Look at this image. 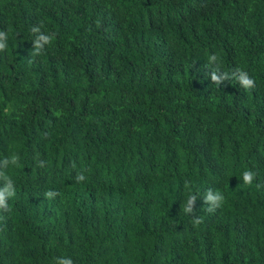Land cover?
I'll return each instance as SVG.
<instances>
[{"label":"trees","instance_id":"16d2710c","mask_svg":"<svg viewBox=\"0 0 264 264\" xmlns=\"http://www.w3.org/2000/svg\"><path fill=\"white\" fill-rule=\"evenodd\" d=\"M0 33V264H264V0H0Z\"/></svg>","mask_w":264,"mask_h":264},{"label":"clouds","instance_id":"9594fccd","mask_svg":"<svg viewBox=\"0 0 264 264\" xmlns=\"http://www.w3.org/2000/svg\"><path fill=\"white\" fill-rule=\"evenodd\" d=\"M34 31H38V29H36ZM0 35H2V33H0ZM41 41L44 44H49L52 41V37H50V36L38 37L37 42H36L37 49H39L42 46ZM5 47H6L5 44H0V51L4 50ZM214 58H216V57H211L210 59L212 60ZM212 78L214 81H217V77L215 75ZM239 83L244 88H251L254 84V81L252 79H250L246 73L242 72V76L239 78ZM253 178H254L253 172L245 171L243 173V181L245 184H251ZM12 195H14V192H12L11 189H9V188H5L3 191H0V208H6L7 207L6 199ZM47 195L50 196L51 194L47 193ZM193 200H194V196L190 195L188 200H187V206L184 207L185 213H189L191 211L190 205L193 202ZM223 201H224V196L222 193H220L219 191H216L215 194H213V192L211 190H209L206 194L205 202L207 204H209L210 207H208L206 210L208 212L215 211L216 208H219L222 205ZM196 222H199V221L197 220ZM56 264H72V261L60 259V260L56 261Z\"/></svg>","mask_w":264,"mask_h":264}]
</instances>
